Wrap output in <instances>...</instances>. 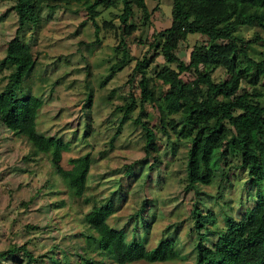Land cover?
Masks as SVG:
<instances>
[{
	"label": "trees",
	"instance_id": "16d2710c",
	"mask_svg": "<svg viewBox=\"0 0 264 264\" xmlns=\"http://www.w3.org/2000/svg\"><path fill=\"white\" fill-rule=\"evenodd\" d=\"M172 1L170 27L154 30L145 42L149 48L147 55L136 58L131 55L129 40L142 28L152 25L159 7L151 9L146 0H119L122 8L113 16L117 25L111 21L120 36L113 48L115 62L100 87H106L133 63L135 67L127 76L129 91L123 96V105L110 115L113 124L119 121L120 127L104 146L115 149L124 125L133 124L143 130L138 143L143 142L145 157L127 165L124 176L95 194L98 187L89 185L92 154L71 159L69 170L61 166L64 152L90 146V134L95 132L93 89L86 87L87 100L83 107L86 127L81 137L74 132L70 140L40 133L38 118L44 100L32 91H27L25 97L19 93L38 63V44H32L30 36L41 32L43 11L54 13L69 9L73 3L81 4L96 36L93 43L82 42L81 46L94 51L102 42L98 18L104 11L118 7V1L0 0L12 3L11 10L18 19L15 34L2 48L0 73L7 74L0 92V124L31 146L26 160L38 162L43 156L51 157L54 173L67 186L70 201L88 207L80 213L79 224L85 228H81V233L68 235L75 245H62L56 240L47 247L32 249L36 237L61 230L52 224L55 220L43 227L29 223L28 239L0 251V264H40L43 260L50 264H73L75 259L79 261L77 264H264V0ZM253 27L261 31L253 38H246L240 32ZM28 33H31L29 38ZM192 39L190 57L184 61L178 51L189 46ZM159 57L164 63L152 70ZM86 58L83 54L85 62ZM91 68L87 62L86 78L92 77ZM218 71L223 72L221 77L216 75ZM67 76L68 73L60 78L64 80ZM116 92V89L110 91L109 100ZM181 145L186 148L182 181L186 184L185 192L203 195L207 200L192 197L188 220L175 224L173 232H168L169 227L158 244L149 247L160 200L152 186L153 180L165 183V171ZM142 180L141 186L158 199L144 200L134 217L120 223L117 213L132 197L134 185ZM235 181L242 183L246 191L245 197L236 199V206L234 199L224 202L226 185L233 186ZM49 184L47 181L28 202L22 201L21 208L28 210ZM216 184V195L205 189L204 193L199 191ZM53 194L47 192L46 196ZM209 199L219 208L218 212L207 207ZM162 204L166 205L163 201ZM53 206L60 205L49 204V212ZM74 207L73 204L72 210ZM184 222L189 228L187 241L180 248L178 230ZM78 237L83 239L85 247H79Z\"/></svg>",
	"mask_w": 264,
	"mask_h": 264
},
{
	"label": "rangeland",
	"instance_id": "374dc122",
	"mask_svg": "<svg viewBox=\"0 0 264 264\" xmlns=\"http://www.w3.org/2000/svg\"><path fill=\"white\" fill-rule=\"evenodd\" d=\"M115 1H118V7L104 11L98 18V24L102 27L100 33L102 42L94 51H87L84 45L81 46L82 42L91 44L96 40L95 28L87 19L81 4L73 3L69 9H59L54 13L49 10L43 11L44 24L41 32L34 36H30L31 33H28L26 36L33 38L34 42L33 40L30 41L32 44H38V63L35 73L23 84L19 93L25 97L29 93L27 91H32L35 96L44 100V106L38 118V131L40 133L50 136H64L66 140H70L73 138L74 132H77L78 137H81L86 127V115L83 111L88 93L86 87L93 89L94 107L92 115L95 132L90 134L88 140L90 146L73 147L71 152H64L61 166L69 170L72 167L71 159L87 153L92 154L93 165L89 174V185L93 188L98 187V190L93 192L95 194L103 192L107 187L109 188L110 183L112 185L114 180L124 176V168L127 165L145 157L142 150L143 142L138 143L143 130L136 128L133 124L124 125L122 135L115 143V149L104 146V143L108 142L111 136L115 134L116 129L120 127L119 121L115 125L113 124L114 118L110 115L116 107L123 105V96L129 91V87L126 86L127 76L133 72L135 67V63H133L116 79L108 82L106 87L103 89L100 87L102 81L109 74L110 67L115 62L113 48L118 45L120 39L119 33L114 30L117 22L113 16L120 13L122 5L119 0ZM146 2L151 9L159 7V10L154 14L152 25L142 28L129 40L131 55L136 58L147 55L149 48L145 42L154 30H163L171 25L172 0H146ZM11 7L12 3L0 2V60L4 56L3 45L13 37L17 29L18 19ZM111 21H114L115 26L112 25ZM240 32L250 39L256 32L261 31L258 27H253L244 28ZM192 43L193 39L189 46L182 47L178 51V56L184 61L190 57ZM83 54L92 67L91 78H86L87 62L83 59ZM57 61L58 63H56ZM65 63H68L67 67H64ZM163 63L162 57L157 58L151 69L154 70L155 67ZM66 73H68L67 78L61 79L60 77ZM6 74V72L0 73V92L4 89L3 78ZM216 75L221 77L223 72L218 71ZM61 80L63 81L60 85L54 87V84ZM112 89H116L117 92L114 98L109 100ZM179 149L180 152L176 153L174 157L172 156L170 160L172 162L170 168L165 171L167 177L165 183H157L156 180H153L152 186L158 191L160 200L157 212L158 219L150 234L149 247L156 246L165 236V231L169 227L171 228L168 232H173L175 224L182 220H188L189 208H191L190 204L193 200L200 198L207 200L203 195L185 192L186 184L182 181L185 176L186 148L181 145ZM30 150L31 146L26 140L7 131L0 124V251L5 250L9 244H21L28 239L29 234L26 225L29 223H38L43 227L48 222L55 220L52 224L61 230V232L55 230L51 234L49 232L44 233L39 239L36 237L31 244L32 249L41 246L47 247L56 240H60L62 245L73 246L75 244L71 237H68L69 233L75 235L81 233V228H85L80 226L79 220L81 211L86 212L88 207L82 208L81 203L70 201L67 186L54 173L51 157L43 156L42 160L38 162L26 160ZM47 181L50 182L47 191L44 190L33 201L28 210H23L20 203L22 201L28 202L37 195L39 189ZM102 182L104 184L99 187L98 183ZM142 183L143 180L138 185H134L133 188L136 189L132 193V197L117 213L120 223L127 221L131 216L134 217L144 200L156 201L158 199L155 194L150 193L151 191L147 187L141 186ZM20 185H22L21 188H19ZM204 189L207 193L216 195L217 184L211 189L200 188L199 191L204 193ZM226 189L224 202L230 203V199H234L235 206L246 195L243 184L237 181L233 183V186L226 185ZM47 192L54 194L48 197L46 196ZM11 197L12 200L10 201ZM162 201L166 205L162 204ZM211 201L209 199L210 205L207 207L218 212L219 208L217 209V206L213 205ZM51 203L60 206H53L49 212L48 205ZM73 204L75 207L72 210ZM220 221L222 222V219ZM113 223L117 224L115 221ZM188 228L189 225L184 222L178 230V236L181 237L178 243L180 248L187 241ZM51 235H54L55 239H52ZM78 238L79 247H85L83 239ZM77 262L79 261L75 259L73 264H77ZM40 264H50V262L43 260ZM135 264L148 263L139 262Z\"/></svg>",
	"mask_w": 264,
	"mask_h": 264
}]
</instances>
